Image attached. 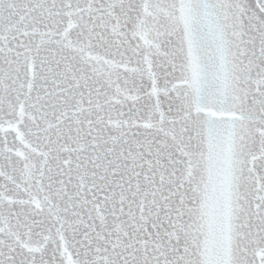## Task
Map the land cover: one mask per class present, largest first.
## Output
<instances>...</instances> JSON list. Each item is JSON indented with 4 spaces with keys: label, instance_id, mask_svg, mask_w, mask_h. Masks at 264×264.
Segmentation results:
<instances>
[{
    "label": "snow or ice",
    "instance_id": "snow-or-ice-1",
    "mask_svg": "<svg viewBox=\"0 0 264 264\" xmlns=\"http://www.w3.org/2000/svg\"><path fill=\"white\" fill-rule=\"evenodd\" d=\"M0 264H264V0H0Z\"/></svg>",
    "mask_w": 264,
    "mask_h": 264
}]
</instances>
